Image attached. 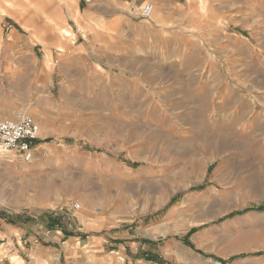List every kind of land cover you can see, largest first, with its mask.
<instances>
[{"label": "rangeland", "instance_id": "obj_1", "mask_svg": "<svg viewBox=\"0 0 264 264\" xmlns=\"http://www.w3.org/2000/svg\"><path fill=\"white\" fill-rule=\"evenodd\" d=\"M148 2L0 34L43 66L0 80L39 126L0 158V264H264V0Z\"/></svg>", "mask_w": 264, "mask_h": 264}, {"label": "crops", "instance_id": "obj_2", "mask_svg": "<svg viewBox=\"0 0 264 264\" xmlns=\"http://www.w3.org/2000/svg\"><path fill=\"white\" fill-rule=\"evenodd\" d=\"M148 1L156 2L157 6L164 2L168 8L172 4V0H0V34L7 32L14 39H19V29H33L32 32L37 34L46 25L51 36L56 37L58 35L56 27L63 24L57 17L59 11L65 8L64 4L73 5V10L77 6L80 10V4L82 3V11L87 17L105 18L130 2L145 4ZM40 3L48 4V11H42L39 8ZM173 6L176 7L175 4ZM113 17L115 20L122 19L117 13ZM65 19L67 22L72 20L69 16ZM152 23L157 24L154 20H152ZM65 37H71V35ZM31 50L33 49L28 40L21 44L11 41L0 42V80L2 82L39 83L42 81V63L31 56ZM43 64L46 68L51 67L49 53L44 56ZM0 115L4 117L14 116L15 111L1 108ZM2 157L3 155L0 154V158ZM3 225H5L4 222H1L0 226L3 227ZM3 230L4 236L7 237L8 235L12 237L17 232L14 227L4 228ZM21 261L17 258L14 260V262H17L16 264H21Z\"/></svg>", "mask_w": 264, "mask_h": 264}, {"label": "built area", "instance_id": "obj_3", "mask_svg": "<svg viewBox=\"0 0 264 264\" xmlns=\"http://www.w3.org/2000/svg\"><path fill=\"white\" fill-rule=\"evenodd\" d=\"M154 12V5L145 3L139 11L142 20H149ZM39 137V126L29 115H23L19 120L0 118V154H21L29 156L34 142ZM79 204L73 209L78 210Z\"/></svg>", "mask_w": 264, "mask_h": 264}, {"label": "bare ground", "instance_id": "obj_4", "mask_svg": "<svg viewBox=\"0 0 264 264\" xmlns=\"http://www.w3.org/2000/svg\"><path fill=\"white\" fill-rule=\"evenodd\" d=\"M65 33V36H70V33L68 31H63Z\"/></svg>", "mask_w": 264, "mask_h": 264}]
</instances>
